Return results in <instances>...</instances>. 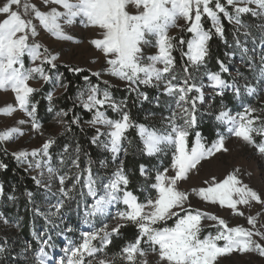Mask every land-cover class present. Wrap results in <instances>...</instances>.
I'll return each instance as SVG.
<instances>
[{"label":"snow or ice","instance_id":"snow-or-ice-1","mask_svg":"<svg viewBox=\"0 0 264 264\" xmlns=\"http://www.w3.org/2000/svg\"><path fill=\"white\" fill-rule=\"evenodd\" d=\"M221 14L230 23L244 28L246 37L251 35V28L260 33L259 44L254 38L252 49L253 52L257 47L261 49L258 65L248 55L249 48L236 41L242 49V61L247 57L252 68L255 85L247 79L240 84L235 77L231 82L223 78L222 73L229 72L223 61H217L218 71L207 70V61L211 57L210 41L214 37L225 39ZM244 16L255 19L251 24L244 23ZM0 17V91H10L14 95V103L0 107V115L12 117L21 113L26 117L18 118L14 126L0 130V145L24 136V125L30 124L31 131L42 134V125L37 119L39 101L35 100L41 89L30 82L42 80L50 83L53 89H67V85L62 83L63 74L53 72L57 69L58 54L38 39L41 30L57 41H75L66 28L77 23L100 30L99 38L92 39L90 43L104 57L107 67L92 72L97 83H92L88 76L84 77L87 86L78 92L76 100L85 111L92 113L91 118L84 121L95 130L91 143L110 154L116 165L114 170L108 176H101L93 170L94 161L90 158L87 166L81 169V149L77 146L74 157L61 154V166L71 159L72 166L77 169L72 177V187H68V173L60 174V169L52 164L50 149L56 143L54 138L49 137L39 148L31 151L12 153L18 165L39 170L38 176L32 179L46 193L51 192L53 180H58L59 196L51 205L55 211L44 214L37 209L39 214H61L66 201L74 199L73 191L77 185L87 190L86 193L80 191L81 197L92 198L90 207L85 205L83 224L86 230L80 232L78 241L68 240V246L62 248L66 259H62L60 264H117V261L149 264V257L153 255L157 257L155 264H219V258L233 253H256L264 257V243H261L264 241V231H261L264 223L257 227L264 209L256 215H247L251 228L229 227L225 219L193 209L189 192L179 186L181 181L188 180L189 173L202 161L228 152L225 140L229 136L243 141L264 156V115L259 114L264 113V108L244 103L246 97L264 91V0H40L39 5L33 0H3L0 2ZM205 17L211 22L208 28L204 25ZM181 19L186 27L178 23ZM256 20L260 22L256 23ZM176 28L191 33V38L170 35V31ZM151 49L155 51L150 52ZM177 50L184 61L179 67L173 55ZM26 59L31 63L26 64ZM201 67L205 68L204 76L210 82L207 87L213 90L212 98H223L230 90L235 99L241 101L240 109L233 111L222 99L214 119L218 125L225 126L226 134L217 130L216 139L210 144L204 142L199 131H193L203 116L199 105L206 102V86L202 80L198 84L193 74ZM69 70L83 71L80 68ZM104 75L124 81L128 91L136 92L140 102L154 100L160 106V96L150 97L140 91V85L154 87L170 98L165 102L170 114L162 118L164 126L157 128L136 122L126 110V101L114 98L113 85L102 79ZM44 98L49 101L48 110L52 111L53 93H45ZM109 109L116 114L115 118L107 114ZM67 114L63 110L56 113L61 123ZM208 115L213 113L210 111ZM80 123L78 116L71 120V124ZM130 129H135L139 137L140 153L149 157L171 153L168 167L139 166V174L144 178L140 185V191L145 193L143 199L130 190L131 175L122 158L129 154V146L133 143L128 136ZM65 130L71 131L70 125H66ZM192 136L194 140L190 141ZM0 151L8 154L7 148H0ZM67 152L68 146L65 145L64 153ZM99 164L101 168L108 167L106 160H100ZM7 168L8 165L0 161V170ZM239 172L235 169L222 181L212 177L205 181L206 187L194 188L192 193L207 203L230 209L234 215L245 216L239 206L251 209L253 203L264 205V195L244 183ZM57 192L51 194L57 196ZM3 195L4 187L0 185V196ZM26 196L31 201L34 193L26 192ZM8 199L14 200L15 197L8 196ZM117 205L124 207L117 208ZM93 218L98 219L94 221ZM110 220L117 223L110 227ZM204 220L216 222L214 234L202 235ZM169 221L173 223L169 225ZM4 223L8 221L5 219ZM129 226L136 229L134 238L126 241L118 252L109 254V246L123 236L121 230ZM66 230L74 231L71 227ZM46 247L51 245L48 240H43L35 253L36 264H48L52 259L45 251ZM5 251L7 249L0 246V254ZM27 251L24 249V253Z\"/></svg>","mask_w":264,"mask_h":264},{"label":"rangeland","instance_id":"rangeland-1","mask_svg":"<svg viewBox=\"0 0 264 264\" xmlns=\"http://www.w3.org/2000/svg\"><path fill=\"white\" fill-rule=\"evenodd\" d=\"M0 2H3V0H0ZM33 2L37 3L38 5L40 4V0H33ZM221 16L223 15L221 14ZM0 19H2V17H0ZM254 19L255 18H251L250 16L242 17V21L248 24H251ZM255 22L259 23L260 21L256 20ZM178 23L180 25H185V22L182 19L178 21ZM230 24L236 30L237 28H239V26H236L234 23H230ZM66 31L75 37V41H57L54 38L50 37L43 30H41V34L38 38L39 41L44 45H46L53 53L58 54L59 59L56 61L57 65L67 66L72 68H80L87 72H90L91 74L92 72L101 71L102 69L107 67V65L105 64L104 57L90 43L92 39L99 38V32H100L99 29L84 27L83 25L77 23L71 27H67ZM180 31H181L180 28L172 29L170 31V35L176 36L180 33ZM238 31L242 35V37H240L241 45L249 48L250 51L248 55L252 56L254 64L258 65L259 52L261 51V49L257 47L255 49V52H253L252 49L254 47L253 45L254 38H256L257 45L259 44V35H260L259 31L256 30L255 28H251L249 29L251 35L247 37L244 35L245 32L244 28H239ZM149 51L154 52L155 50L151 49ZM30 63L31 62L26 59V64H30ZM36 63L39 64V61H37ZM226 65L229 68V72L225 74L231 77V80L229 82H231L233 77H235L240 84L245 83V79H247V81L251 82L253 85L256 84V81L253 79L254 73L249 63L247 62V57H244V60L242 61V49H241V55H237V57H234L233 55L230 54L226 62ZM45 67H49V66L46 65ZM238 73H241L242 75H238ZM102 79L108 80L113 85V87L115 86L118 88L127 89L126 83L124 81L117 79L116 77L104 75ZM201 80L206 86L204 88L206 102L202 105H199V111L200 113H203L202 118H205V114L208 115V112H210L213 90L207 87V85L210 82L207 80L206 76L201 75L200 77L197 78L196 82L199 84ZM30 83L32 84V86L39 87L41 90L45 85H47L48 88L50 89L49 92L53 93V99L61 95L64 90V88H59V87L53 89L50 83L46 84L42 80L32 81ZM140 87H148V86L140 85L139 89ZM150 88H153L156 91L157 95H161L164 98L163 100H165V102L170 99L167 96L162 95L161 92L156 88L154 87H150ZM227 92L233 95V93L230 90H228ZM45 101H47V99H45ZM165 102L162 112H160L161 114L156 115V117L153 118V120L158 122L157 124H159L158 126L159 128H162L165 123V121L162 118L167 117L170 114L169 109L167 108ZM234 102H235V107L233 111L239 110L241 101L235 99L234 97ZM12 103H14V95L10 91L9 92L0 91V107ZM244 103L251 104L253 107L256 108L257 107L263 108L264 91L260 92L256 96L246 97ZM47 113H49L50 118L46 120L45 114H39L37 112V119L42 125V129H41L42 134L31 131L30 124L24 125L22 127L24 128L26 134L15 141L4 143L2 145L3 148H7L8 152L12 155V153L17 150L31 151L34 148H39L42 145V143L49 137H52L54 139L59 137L65 129L64 128L65 122L61 123V118L57 117L56 115L57 112L52 113L51 111L47 110ZM109 113L115 115V113L111 112L110 109L108 110L107 114L109 115ZM259 114L264 115L262 113ZM22 117L23 114L21 113H16L12 117H5L0 115V130H4L9 126H14L16 120ZM62 119L64 121V117ZM214 122L216 124L214 128L215 133L217 130H221V131H225L226 134L225 126L218 125L215 120ZM256 139L260 140L261 138L256 137ZM225 144L226 147L229 149L228 152L218 153L216 156L202 161L201 164L198 165L196 169H194L191 173H189L188 180L181 181L179 186L182 190L189 192L190 203L193 209H199L206 213L215 214L225 219L228 222L229 227L243 226L245 228H251V225L247 223V219H246L247 215H256L258 212H261L262 209H264V205L253 203L251 209L245 206H239L240 210L245 213V216H237L234 215L230 209L221 208L219 205H213L207 203L201 200L197 195L192 193V189L194 188L198 189L200 187H206L207 185L205 184V181H210L212 177H215L217 181H222L230 172H233L235 169H239L240 170L239 175L243 180V182L248 184L258 193L264 195V156L259 155L255 148L245 144L243 141L235 137L229 136L225 140ZM51 149H50V153H51ZM68 156L69 155H66L65 157ZM52 157H53L52 164L53 166L60 169V174H64L65 172L68 173L69 180L66 181V184L68 187H72V183H73L72 177L73 174L77 171V169H75L72 166L71 159H68L67 163L64 166H61L60 164L61 154L57 155L56 157L52 155ZM150 158L153 159V164L151 165L153 166L152 168L163 169L169 166L171 153L169 152L167 155L160 154L158 156H153ZM20 166L24 169V171L28 172L30 177L38 176L39 174V170L27 169V165H20ZM114 168L112 169V171L114 170ZM112 171H110L108 175H110ZM152 174L154 177L155 173L153 172ZM171 174L172 173L169 172V175ZM46 177H47V173L45 172V178ZM58 187H59L58 180H53L51 185V192L46 193L44 188L38 187V195L35 199L36 214L39 215V217H41V219L43 220L42 222L43 224H45L47 230H44L43 227L41 230L35 233V235H33L35 241L38 242V246L35 252L31 253V257H33L34 264H36L35 253L38 252L43 240H48L49 245H51V247L45 248V251H47L52 258L48 262V264H60V261L62 259H66L62 251V248L68 246V240L72 239L73 241H78L80 232L86 230V226L83 224L84 212L86 210L85 205L87 204L90 207L92 198L81 197L79 195L80 191H84L85 193L87 191L86 189H83L81 185H77L76 189L73 191L74 199L66 201L65 207L61 210V214L56 216H46L39 214V213L47 214L49 211H55V209L51 208V205L56 202L59 196V193L57 192ZM52 192H57V196H53L51 194ZM116 207L123 208L124 206L117 205ZM37 209H39V213L37 212ZM112 211L115 212V209H112ZM5 219L8 221L7 224L4 223ZM96 219L98 218H93L94 221ZM116 223L117 221L115 220L109 221L110 227L114 226ZM168 223L172 224L173 221H169ZM215 223H216L215 221L204 220L203 221L204 231L202 235H207L209 232L214 234L216 228L213 227V225H215ZM260 223H264V214H261V216L259 217V222L257 224L258 228L260 227ZM16 225L17 223L15 221L5 218V216L0 213V227H2L3 236H7L11 234L14 235V233H16V227H15ZM69 227H71L74 231L71 233L67 232L66 229ZM261 231H264V228H261ZM37 236L40 237L39 240L37 239ZM254 239L258 240L259 238L254 237ZM261 243H264V241H261ZM27 249H28L27 252H29L30 246H27ZM21 252L24 251L21 249ZM156 259H157L156 256L154 255L150 256L149 264H155ZM219 264H264V257H260L256 253H249V254L233 253L231 255H227L219 258Z\"/></svg>","mask_w":264,"mask_h":264},{"label":"trees","instance_id":"trees-1","mask_svg":"<svg viewBox=\"0 0 264 264\" xmlns=\"http://www.w3.org/2000/svg\"><path fill=\"white\" fill-rule=\"evenodd\" d=\"M222 17V24L225 28V39L222 40L219 37H214L210 41L211 46V57L207 61V70L208 71H218L219 64L217 61H223L225 64L228 60V57L233 55H241V49L237 46L236 41L239 40L241 43L242 35L237 31L225 18ZM204 25L206 28L210 27V21L205 17ZM184 36L185 39L191 38V34L185 31H180L176 37ZM186 51V46H185ZM173 55L178 61V67L180 64H183L184 61L180 58V51H174ZM67 66L57 65V69L53 72L62 73V83L67 85V89L63 90V93L55 97L52 101V113L59 112L61 110L67 112V116L64 117L65 127L70 125L71 131H66L64 129L63 133L55 139L56 143L52 146L51 153L53 156L59 154L71 155L74 157L76 155L75 148L80 147V164L81 169L87 166V161L90 158L94 161L93 170L98 171L101 176H107L110 171L116 166L110 159V154L104 152L97 146L91 143V136L94 134V129L89 127L84 121H87L91 118L92 113L85 111L80 105L79 101L76 100L78 92L84 89L86 81L85 76H88L92 83H97L96 77L92 76L90 72L83 70L82 72H73L70 71ZM205 68L201 67L199 72H194L196 80L201 75L203 76ZM223 78L230 81L231 77L225 73H222ZM101 87H104L101 84ZM50 89L45 85L42 90L35 95V100L39 101L38 103V113L45 114L46 120L50 118L47 110L49 109V102L45 101V93L49 92ZM114 98L117 101L125 100L127 103V109L130 111L133 119L138 123H146L154 125L159 128L158 122L153 120L156 115L161 114L164 107V98L160 96V106L158 107L156 103L144 101L140 102L137 98L136 92L128 91V89H122L118 87H113L111 89ZM140 91L148 93L152 98H155L157 95L156 91L150 87H140ZM227 105L228 108L234 109L235 102L234 96L231 93L226 92L225 97H214L212 98V104L210 111L213 115L205 114V118H202L199 126L193 131H199L204 137V142L210 144L214 139H216L215 133V122L214 115L221 107V101ZM262 108V107H257ZM264 108V107H263ZM264 114V113H262ZM113 118L116 117V114L113 115L109 113ZM80 117L81 123L79 125L71 124V120L74 117ZM147 117V119H146ZM152 122V123H151ZM64 127V128H65ZM129 139L133 141L132 145L129 146V154L122 157L125 163L126 169L130 172L132 183L130 184V190H133L134 193L142 199L144 193L140 191V185L143 184L144 178L139 174V166L144 164L148 168H152L153 159L140 153L138 151L139 147H142L139 141V137L136 135L135 129H130L128 133ZM194 139V136L190 137V141ZM68 146V152L64 153V146ZM127 146V145H126ZM0 148H3L0 145ZM86 153V155H85ZM106 160L108 163L107 168H101L99 161ZM0 161L6 163L8 168L6 170H0V185L4 187V195L1 196L0 202V213L5 216V218L13 220L17 223L16 233L14 235H2V227H0V246H3L7 249L4 253L0 254V264H34L33 257L31 253H34L38 242L34 239V234L37 233L44 227V230H47L43 220L39 215L36 214L35 199L38 195V187L36 186L34 180L27 171L17 164L13 156L8 152L7 155L0 151ZM153 175V174H152ZM33 192L34 196L30 201L26 196V192ZM8 196H14V200H9ZM171 224V223H169ZM123 236L116 238L114 244L110 245L108 248L109 254L118 252L120 247L128 240L134 238L136 229L134 226H129L121 230ZM30 246L29 252H21V249H24ZM23 253V255H21ZM24 256L27 258L24 259ZM117 264H123L121 261H117Z\"/></svg>","mask_w":264,"mask_h":264}]
</instances>
